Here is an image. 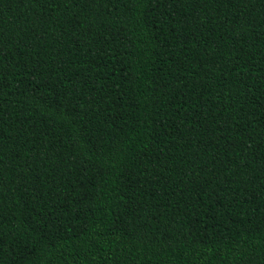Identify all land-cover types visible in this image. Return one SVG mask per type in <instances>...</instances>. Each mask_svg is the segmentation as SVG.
I'll use <instances>...</instances> for the list:
<instances>
[{
	"label": "trees",
	"instance_id": "obj_1",
	"mask_svg": "<svg viewBox=\"0 0 264 264\" xmlns=\"http://www.w3.org/2000/svg\"><path fill=\"white\" fill-rule=\"evenodd\" d=\"M0 264H264V0H0Z\"/></svg>",
	"mask_w": 264,
	"mask_h": 264
}]
</instances>
